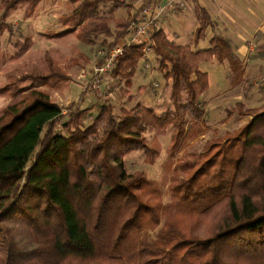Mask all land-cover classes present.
Here are the masks:
<instances>
[{"label": "trees", "instance_id": "obj_1", "mask_svg": "<svg viewBox=\"0 0 264 264\" xmlns=\"http://www.w3.org/2000/svg\"><path fill=\"white\" fill-rule=\"evenodd\" d=\"M41 1L0 0V35L11 30L8 18L19 4L27 3L30 14ZM66 3L70 9L57 17L62 32L85 44L104 36L105 49L126 37L137 14L116 16L125 5L119 0ZM193 11L197 45L214 24L197 4ZM152 40L158 74L170 86V106L160 113L136 103L117 117L111 101L83 106L82 94L60 106L52 89L69 80L70 66L61 67L47 51L42 67L26 65L0 84L7 99L0 108V264H264V104L225 108L227 118H249L232 138L182 154L175 212L156 198L153 180L126 170L124 159L133 152L153 165L162 150L157 135L168 129V166L201 133V96L208 89L201 63L227 62L233 84L244 73L228 40L215 32L205 49L171 41L163 30ZM29 44L28 38L14 43L10 58ZM140 56L139 45H125L111 78L130 87ZM0 57L5 66L1 50ZM147 132L156 133V142ZM12 226L21 230L24 248ZM144 229L156 230L155 237L144 233L139 243Z\"/></svg>", "mask_w": 264, "mask_h": 264}, {"label": "rangeland", "instance_id": "obj_2", "mask_svg": "<svg viewBox=\"0 0 264 264\" xmlns=\"http://www.w3.org/2000/svg\"><path fill=\"white\" fill-rule=\"evenodd\" d=\"M119 1L125 5L116 10V16H126L128 10L132 13L134 11L137 12L134 0ZM194 2L196 1L192 0L187 3L186 8L182 12L173 16L169 20L170 22L168 21L166 30L162 29L171 41L180 43L177 37L171 33L174 27L184 25L186 22L187 24L189 23L187 34L191 33L192 28L196 24L192 11L195 5ZM27 6V3L17 6L8 18V21L11 23V30L0 35V50L6 60V65L0 66V84L10 74L16 73L26 65L28 67H42L44 64V52L47 51L58 61L61 67L67 68V66H70L67 70V75L70 77L69 80L57 83L56 85L59 87L52 89L53 100L62 107L68 106L72 101L77 102L79 95L84 94L76 79V74L81 68L89 66L96 60L98 51L105 49V46L102 44V40L105 37L100 36L94 43L85 44L78 41L72 33H63L62 27L57 22V17L70 9L66 0H42L39 6L30 14L26 12ZM25 38H28V42L30 43L28 50L17 59L12 60L10 57H12L15 50L14 43H24ZM190 39L192 38H189L186 43H191L192 40ZM106 40L110 41L111 39L106 38ZM125 42V38L119 39L115 45ZM180 44L184 43L181 42ZM206 47L207 41L203 40L196 48H192L205 49ZM1 60L2 58L0 57V62ZM73 60H78L80 63H84V65H69ZM85 60L86 62H84ZM200 69L209 75V88L204 92L203 97L201 96V102L205 109L201 133L195 138L184 142L183 146L176 152L171 166L167 165L165 155V148L171 137L169 129L163 132V134L157 135V142L162 146V150L153 165L144 160L142 152H133L124 159L127 172L142 171L146 178L156 183V198L158 197L162 204L170 203L171 207L169 209L173 212L176 209L174 197H178L177 195L180 194V191L174 192L175 184L178 182L175 170H179L176 166L183 159L182 157L186 155L185 153H198L208 142H221L227 138H232L234 136L233 132L240 129L249 118L238 114H233L230 118H227L225 108L234 106L238 101L247 107H259L264 104V71L258 70L253 71L251 74L248 73L241 77L239 82L233 84L227 62L224 64L220 62H203L200 64ZM107 80L111 84L109 90L113 91V97L110 101L114 106L113 111L117 117L120 115L122 107L130 108L136 103H141L142 106L152 109L156 113H160L170 106L169 81L160 78L155 59L152 70L144 69L139 63V69L134 75L130 87L118 79L113 80V78L109 77ZM153 82H158V86L154 87ZM106 90L108 89L106 88ZM88 97H91L93 101L99 99V96L96 94H89ZM6 102V97L4 95L0 96V108ZM88 104H91L90 101H88ZM93 109L95 110V108ZM93 109L91 112H94ZM145 136L148 141L154 139L153 142H156V133L147 132ZM179 176L181 178L183 173ZM163 220L164 218H161L162 222ZM14 227L12 226L11 229L15 231L13 237L16 239V245L23 247L24 243L27 242L23 238L24 236H20L21 230ZM144 233L145 235L143 236ZM155 233L156 230L144 229L139 233L137 240L139 243L142 242L140 236L153 240Z\"/></svg>", "mask_w": 264, "mask_h": 264}, {"label": "crops", "instance_id": "obj_3", "mask_svg": "<svg viewBox=\"0 0 264 264\" xmlns=\"http://www.w3.org/2000/svg\"><path fill=\"white\" fill-rule=\"evenodd\" d=\"M194 1H196L194 4H197L199 7L207 11L211 21L214 24L213 32L223 36L228 40L230 47L238 56L244 68L242 77L248 73L251 74L253 71H264V0ZM194 18L196 20L195 13ZM168 21H166L163 25L164 30H166V26H168L167 24L170 22ZM182 25L179 27H174L171 33L177 37L180 43L182 42L184 44H192L193 47H197L200 42L206 40L208 47V40L213 34L211 29L206 31V36L203 40H201L197 45H194L193 37L197 27V21L192 28L191 33L189 32V34H187L189 31V23L187 24L186 22L183 26ZM127 35L125 40L128 39ZM189 38H192L190 39L192 40L191 43H186ZM213 62L217 61H212V63ZM224 63L225 62H222V64ZM83 97L85 99L83 106H88V101H90L91 104L92 102L95 103V100L93 101L91 97H88V94H84Z\"/></svg>", "mask_w": 264, "mask_h": 264}, {"label": "built area", "instance_id": "obj_4", "mask_svg": "<svg viewBox=\"0 0 264 264\" xmlns=\"http://www.w3.org/2000/svg\"><path fill=\"white\" fill-rule=\"evenodd\" d=\"M191 0H134L137 14L127 28L128 39L125 43L114 45L109 49L100 50L96 60L87 67L81 68L77 74L83 94H96V102L110 101L113 91L109 90L111 84L107 78L111 77L117 67L119 57L123 54L124 46L136 44L141 47L140 64L146 70L154 67L152 36L163 29L166 21L182 12ZM162 79V77L160 76ZM157 87L158 82H153ZM106 88L108 90H106ZM88 94V95H89ZM92 102V104H95ZM94 112L88 114L91 120Z\"/></svg>", "mask_w": 264, "mask_h": 264}]
</instances>
